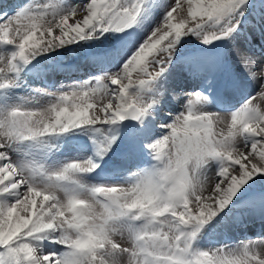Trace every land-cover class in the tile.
I'll return each mask as SVG.
<instances>
[{"label":"snow or ice","instance_id":"6c2138e0","mask_svg":"<svg viewBox=\"0 0 264 264\" xmlns=\"http://www.w3.org/2000/svg\"><path fill=\"white\" fill-rule=\"evenodd\" d=\"M248 3L167 0L143 39L134 33L151 16L149 0H28L0 18V264H264V235L195 243L264 179V59L247 50L237 55L259 86L229 118L206 111L208 97L192 92L161 125L166 133L146 145L153 163L114 183L86 180L113 151L119 125H143L160 104L181 38L234 40ZM105 34L118 44L106 54L118 55L115 71L53 91L24 80L37 57L113 38ZM21 88L29 91L14 92ZM75 130L94 133L92 155L49 159ZM243 203L264 217V193ZM57 244L63 251L47 250Z\"/></svg>","mask_w":264,"mask_h":264},{"label":"bare ground","instance_id":"6f19581e","mask_svg":"<svg viewBox=\"0 0 264 264\" xmlns=\"http://www.w3.org/2000/svg\"><path fill=\"white\" fill-rule=\"evenodd\" d=\"M27 2L28 0H0V18L14 15ZM68 2L71 3L72 0ZM149 2L151 6L148 11L151 16L149 20L143 21V27L137 28L134 33L135 38L143 39L163 17L164 4L167 0H149ZM262 2L245 17L241 27L234 33V40H227L224 45L214 49L215 52L193 48L188 51L185 58L180 59L175 66H171L160 81L167 92L152 115L145 119V123L141 125L134 121V128L126 132L122 130L124 122L119 125V139L124 141L123 149H128V152L117 157L121 161L117 162L116 166L107 168L100 165L94 173L86 177L89 183H114L126 179L130 172L137 170V167L150 165L151 162L147 158L148 148L143 143H149L166 133L167 129L161 125L170 122L172 116L184 110L192 92H203L208 97L205 110L219 113L225 118H229L230 111L238 109L248 95L254 93L259 85L245 72L237 55V49H241L239 46L242 45L241 50H247L258 59H264V1ZM109 40L111 38L106 40L100 37L97 41H81L79 45H69L44 57H37V60L32 62V66L41 65V67L33 68L30 65L26 68L24 80L31 88H37L38 84L45 83L49 88L47 90L53 91L61 84L79 82L99 75L102 71H115L118 55L106 54L112 52L118 44ZM90 45L95 48L91 53H85V48ZM101 57L103 59H100ZM46 58L50 59L43 63ZM27 91H29L27 88L14 90L22 94ZM173 92L179 95L173 96ZM82 132L83 130H75L62 138L66 135L75 137ZM92 144L91 137L83 142L77 140L64 142L61 148H56L49 154V159L65 160L92 155ZM216 166V162L212 161L209 172L214 171ZM259 193H264V187L255 181L237 202L239 205L237 208L232 209L231 212L225 209V212L212 222L211 227L205 226L201 232L203 236L197 242L198 246L207 248L223 243L248 242L264 235V217L258 211L244 207L243 203L250 195ZM229 208H232V205H229ZM47 250L59 252L63 251V248L57 244L49 245Z\"/></svg>","mask_w":264,"mask_h":264},{"label":"rangeland","instance_id":"374dc122","mask_svg":"<svg viewBox=\"0 0 264 264\" xmlns=\"http://www.w3.org/2000/svg\"><path fill=\"white\" fill-rule=\"evenodd\" d=\"M262 1H264V0H249L248 7H247V10L245 11L244 18L242 19L241 24L244 21L245 17L254 8H257L258 4H262L263 3ZM241 24H240L239 28L241 27ZM108 35L113 37V38H111V40H109V42L116 43V41L114 40L115 34H108ZM227 40H229V39H226V40H223V41H214L212 44H205L197 36L192 35V34H189L187 36L182 37L180 42L176 46L174 55L172 56V63L169 65L168 70H170L171 66H175V64H177V62H179L180 59L185 58V56H187V54L189 53L188 52L189 50H191L193 48L194 49H208L209 52L210 51L215 52L214 49H218L219 47L224 45ZM91 46L92 45H90L89 47L85 48V53L89 54V53L92 52L93 48H95V47L92 48ZM239 47H241V49L243 48L242 45H240ZM49 59L50 58H46L43 61V63L45 61H49ZM30 67H33V66L31 65ZM39 67H41V65L40 66H34L33 68H39ZM44 76H45V73H44ZM94 76H96V75H94ZM38 86L42 87V88L43 87H48V85L45 84V83L38 84ZM209 100L212 101L213 99H209ZM134 121L135 120H126V121H124V123L122 125V127H123L122 130L124 132H126V131L131 130L132 128H134V126H135L134 125L135 124ZM136 124H138V122H136ZM92 135H94V133H92L90 131H86V130H83L82 133H79V134L75 135V137H73V136L71 137V136H67L66 135L64 138H61V140L57 142L58 143V147L57 148H61L62 145L64 144V142H75L76 140L83 142L88 137H92ZM123 143H124V141L118 138L117 144L113 146V151L110 152L108 155H106L100 161L101 162L100 165H102L104 167H107V168L116 166L117 162L121 161V159H117V157L119 155H124V154H126L128 152V149H123V148H125ZM147 144H148V142H146V143L144 142L143 143L144 146H146ZM92 148H93V144H92ZM140 151H142V150H140ZM147 154H148L147 158L150 160L151 163H153V160H152V157H151L149 149H148ZM256 181L259 182L262 185V187H264V179L257 178ZM202 236H203V234H200L199 238L195 242L196 244H197L198 240L200 238H202ZM121 242L124 243V241H121Z\"/></svg>","mask_w":264,"mask_h":264}]
</instances>
